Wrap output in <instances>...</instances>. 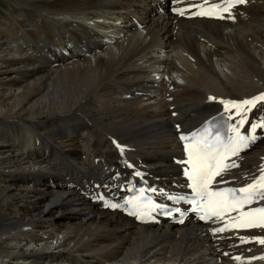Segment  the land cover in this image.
I'll use <instances>...</instances> for the list:
<instances>
[{
	"label": "bare ground",
	"instance_id": "1",
	"mask_svg": "<svg viewBox=\"0 0 264 264\" xmlns=\"http://www.w3.org/2000/svg\"><path fill=\"white\" fill-rule=\"evenodd\" d=\"M177 1L2 0L0 264H264L253 259L264 228L221 239L188 220L137 226L92 200L113 176L162 198L180 192L178 135L211 121L221 100L264 94V0L213 20L171 15ZM261 104L247 113V135L264 121ZM262 134L227 185L261 175L252 165L264 162Z\"/></svg>",
	"mask_w": 264,
	"mask_h": 264
},
{
	"label": "snow or ice",
	"instance_id": "2",
	"mask_svg": "<svg viewBox=\"0 0 264 264\" xmlns=\"http://www.w3.org/2000/svg\"><path fill=\"white\" fill-rule=\"evenodd\" d=\"M244 3L246 0H224L223 4H211L207 7L198 5L200 11L195 14L224 19V14L227 13L228 17L232 18L231 9ZM205 4H208V0H205ZM180 14L183 15V12ZM209 99L213 100L214 98L210 97ZM260 102H264V94L240 102L219 101L226 113L235 110L233 115L227 117L228 120L240 117L237 124L228 126L227 132L231 135L226 139L218 129L214 130L211 121L198 132H193L189 136H180V140L184 142L183 148L186 155V159L181 163L187 165L184 174L190 182L188 187L194 194L191 201L194 206L192 211L198 214L200 220H208L213 217L222 219L231 212H239V216L233 218L235 222L232 225H225L224 228L217 229L220 232L229 227L238 229L264 228V207H257L246 212L241 211L244 206L251 205L254 201L264 200V166L260 169L261 175L245 187L235 190L229 188L223 191L212 189L217 177L223 176L230 168L237 166L235 163L228 162L231 157L238 155L251 142L255 141L254 134L257 128L264 129V121H261L252 124L250 135H242L240 132V128L247 122V113ZM121 151H123L122 148ZM126 203L130 205L129 214L138 219L146 214L145 210L150 212L156 209V205L146 198L143 192ZM112 207H116V205H112ZM241 242L247 243L248 241L241 238ZM258 242L264 245V239H260ZM237 259L239 258L237 257Z\"/></svg>",
	"mask_w": 264,
	"mask_h": 264
},
{
	"label": "rangeland",
	"instance_id": "3",
	"mask_svg": "<svg viewBox=\"0 0 264 264\" xmlns=\"http://www.w3.org/2000/svg\"><path fill=\"white\" fill-rule=\"evenodd\" d=\"M4 7H5V4H4V3L2 2V0H1V1H0V20L2 19V18H1V15H4V13H5V12H4ZM153 55H154V54H153ZM13 56H14V55H13ZM13 56H12V57H13ZM14 57H15V56H14ZM153 57H155L154 59H156V58L158 57V55H154ZM153 67H155V69H156L157 66H155V64H154ZM159 78H160V76H157V77H156L157 80H159ZM261 106H264V105L261 104ZM174 116H175V113L173 114V117H174ZM261 133H262V130H261ZM170 140H171V139H168L169 142H171ZM262 140H264V134H262V139H261V141H262ZM259 141H260V140H259ZM261 141H260V142H261ZM261 144H263V142H261ZM258 145H259V144H258ZM259 146H260V145H259ZM262 158H264V157H262ZM259 164H260V165H259ZM252 166L257 167L256 170L260 171L261 167L264 166V162H261V163H258V164L255 163V164L252 165ZM252 166H251V167H252ZM259 166H260V167H259ZM258 168H259V169H258ZM262 260H264V259H262ZM257 261H258V260H257ZM259 261H260V259H259Z\"/></svg>",
	"mask_w": 264,
	"mask_h": 264
}]
</instances>
